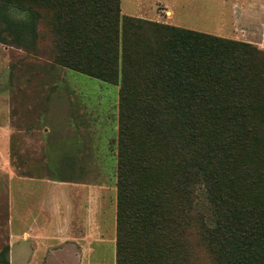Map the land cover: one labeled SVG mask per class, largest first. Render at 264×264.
Listing matches in <instances>:
<instances>
[{
    "label": "rangeland",
    "instance_id": "1",
    "mask_svg": "<svg viewBox=\"0 0 264 264\" xmlns=\"http://www.w3.org/2000/svg\"><path fill=\"white\" fill-rule=\"evenodd\" d=\"M120 1L0 0V107L10 115L6 128L0 127V264H16L11 234L21 231L17 181L19 175L32 174L89 188L90 217L102 227L100 236L90 235L89 264H117L119 154L174 160L184 155L180 149L185 138L180 126L140 100L143 90L132 88L128 104L121 106L120 74L105 79L90 73L99 64L120 61L116 52L122 38L131 48L144 45L151 37V22L247 43L250 93L255 95L247 116L236 122L237 135L224 125L217 140H207L219 146L218 201L209 200L203 185L197 188L193 211L200 214L199 223L193 218L192 225L182 228L168 260L264 264V180L249 184L257 161L264 164V34L235 31L245 0H140L149 16L157 2L170 3L174 24L123 15L140 20L137 31L134 24L116 21ZM160 3L157 10L165 13ZM41 193L39 185V201ZM202 214L212 236L203 229ZM251 222L262 226L253 230L257 241L239 263L238 242L227 229L237 234L236 228Z\"/></svg>",
    "mask_w": 264,
    "mask_h": 264
},
{
    "label": "trees",
    "instance_id": "2",
    "mask_svg": "<svg viewBox=\"0 0 264 264\" xmlns=\"http://www.w3.org/2000/svg\"><path fill=\"white\" fill-rule=\"evenodd\" d=\"M115 15L121 25L125 21L134 24L136 31L142 28L139 19L123 16L120 10ZM148 26L151 37L144 45L131 48L122 38L116 52L120 61L99 64L90 74L105 79L121 75V106L128 104L132 88L143 90L140 100L183 130L180 151L184 155L164 160L119 154L117 264H177L168 256L177 249L182 228L192 225L193 218L199 223L200 214L193 211L197 188L203 185L214 203L221 190L219 146L207 140H217L224 125L237 135V120L247 116L246 109L255 101L254 92L250 93L247 43L168 24L151 22ZM124 32L125 28L123 37ZM139 66L143 74L133 76ZM120 143L123 147L126 139ZM263 168L257 161L249 184L264 180ZM201 217L204 231L212 236L213 228ZM259 226L258 222L240 225L237 234L227 229L229 238L234 236L238 242L239 263L257 241L252 232Z\"/></svg>",
    "mask_w": 264,
    "mask_h": 264
},
{
    "label": "crops",
    "instance_id": "3",
    "mask_svg": "<svg viewBox=\"0 0 264 264\" xmlns=\"http://www.w3.org/2000/svg\"><path fill=\"white\" fill-rule=\"evenodd\" d=\"M120 2L123 15L174 24L175 12L167 1L157 2L151 16L144 13L140 0ZM159 3L164 6L165 13L157 10ZM241 16L242 20L235 23V31L264 34V0H245ZM9 119V110L1 106L0 127L5 129ZM17 183V216L21 231L11 234L16 244L13 253L16 264H89L90 235L97 237L102 233L100 221L95 216L90 217L89 188L75 182L38 178L35 174L19 175ZM39 185H42L40 201Z\"/></svg>",
    "mask_w": 264,
    "mask_h": 264
}]
</instances>
